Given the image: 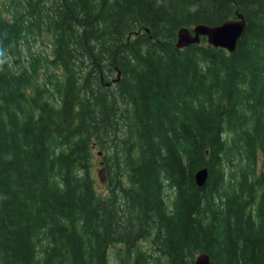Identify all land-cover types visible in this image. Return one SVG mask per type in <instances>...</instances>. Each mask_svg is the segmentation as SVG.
I'll use <instances>...</instances> for the list:
<instances>
[{
	"label": "trees",
	"instance_id": "16d2710c",
	"mask_svg": "<svg viewBox=\"0 0 264 264\" xmlns=\"http://www.w3.org/2000/svg\"><path fill=\"white\" fill-rule=\"evenodd\" d=\"M261 158L264 0H0V264H264Z\"/></svg>",
	"mask_w": 264,
	"mask_h": 264
},
{
	"label": "water",
	"instance_id": "95a60500",
	"mask_svg": "<svg viewBox=\"0 0 264 264\" xmlns=\"http://www.w3.org/2000/svg\"><path fill=\"white\" fill-rule=\"evenodd\" d=\"M246 26V21L241 13H236L234 18L224 20L220 24H196L192 27L183 26L177 30L176 47L183 48L190 44H198L201 36L206 37L207 43L215 48H223L229 52L235 49L238 39ZM119 73L117 74V78ZM208 177L206 168L199 169L194 176L198 187L204 185ZM192 264H211L210 257L205 251H200Z\"/></svg>",
	"mask_w": 264,
	"mask_h": 264
},
{
	"label": "rangeland",
	"instance_id": "374dc122",
	"mask_svg": "<svg viewBox=\"0 0 264 264\" xmlns=\"http://www.w3.org/2000/svg\"><path fill=\"white\" fill-rule=\"evenodd\" d=\"M40 50H47L48 48L46 47V41L44 42V44H41V46H39ZM97 151H99L97 148L94 150V154L96 155ZM100 157V155H97V157ZM96 157V160H97ZM98 157V158H99ZM259 166L260 168L264 169V161L262 160V158L259 161ZM95 179H96V188L100 193H105L106 192V179L105 177H103V174H96L95 175ZM144 247L147 248V245L145 244ZM108 264H117V258L114 255L113 251L111 250L109 253V262Z\"/></svg>",
	"mask_w": 264,
	"mask_h": 264
},
{
	"label": "bare ground",
	"instance_id": "6f19581e",
	"mask_svg": "<svg viewBox=\"0 0 264 264\" xmlns=\"http://www.w3.org/2000/svg\"><path fill=\"white\" fill-rule=\"evenodd\" d=\"M209 173V172H208ZM208 179V178H207Z\"/></svg>",
	"mask_w": 264,
	"mask_h": 264
}]
</instances>
